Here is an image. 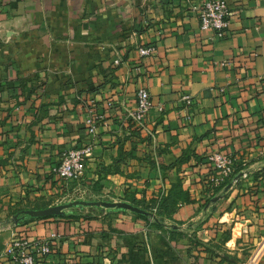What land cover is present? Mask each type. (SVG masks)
I'll use <instances>...</instances> for the list:
<instances>
[{
    "label": "crops",
    "instance_id": "obj_1",
    "mask_svg": "<svg viewBox=\"0 0 264 264\" xmlns=\"http://www.w3.org/2000/svg\"><path fill=\"white\" fill-rule=\"evenodd\" d=\"M199 1L0 0V264L14 237L53 233L38 264L264 263V0H226L221 39L201 30ZM141 87L154 104L142 126ZM74 148H91L85 174L61 181L52 169ZM214 153L235 158L219 182ZM178 183L188 199L162 230L89 205L149 203Z\"/></svg>",
    "mask_w": 264,
    "mask_h": 264
},
{
    "label": "built area",
    "instance_id": "obj_2",
    "mask_svg": "<svg viewBox=\"0 0 264 264\" xmlns=\"http://www.w3.org/2000/svg\"><path fill=\"white\" fill-rule=\"evenodd\" d=\"M192 9L198 16L201 30L211 31L219 39L226 37L232 17V11L226 0H201L194 3ZM153 52L154 48L151 46L139 49V53L143 57L151 56ZM115 63L119 64V60H116ZM153 108L154 104L148 89L139 88L136 109L131 114L132 119L142 126ZM160 110H162L161 107ZM85 125L88 135L93 140L96 139L99 118L89 116ZM90 155L91 148H74L63 152L59 164L52 169L54 176L65 182L83 177L86 171V162ZM209 162L218 172L216 182L225 180L234 173L235 158L230 154L214 153L209 157ZM243 177H247V174L244 173ZM58 238L57 233H53L43 240L16 236L6 246L1 256L9 264H38L40 258L52 253L54 241Z\"/></svg>",
    "mask_w": 264,
    "mask_h": 264
},
{
    "label": "trees",
    "instance_id": "obj_3",
    "mask_svg": "<svg viewBox=\"0 0 264 264\" xmlns=\"http://www.w3.org/2000/svg\"><path fill=\"white\" fill-rule=\"evenodd\" d=\"M233 177L235 178L236 175L234 174ZM180 187H181L180 183L174 186L175 189H180ZM187 199H188V195L180 189L177 190V192L175 191V193H172L171 191L169 195L163 196L162 198H155L151 200L149 203L138 202L135 201L134 199H129L127 201L134 207L143 211V213H135V215H137L141 219L146 220L149 223L150 227L162 230L166 228L165 223L171 220L172 215L176 211L179 202ZM98 202H106V201L98 200V201H94L93 203H98ZM113 211L128 212L127 210L124 209H119V210L113 209ZM67 217L73 218V216H67ZM51 218H66V215L51 216ZM35 219L37 218H30V221H33ZM169 231L172 239L181 238L185 236L184 234L179 232L178 228L170 227ZM191 242L196 243L195 240H192Z\"/></svg>",
    "mask_w": 264,
    "mask_h": 264
},
{
    "label": "water",
    "instance_id": "obj_4",
    "mask_svg": "<svg viewBox=\"0 0 264 264\" xmlns=\"http://www.w3.org/2000/svg\"><path fill=\"white\" fill-rule=\"evenodd\" d=\"M73 205H76V204L55 206V207L47 208L45 210L31 212V215L34 218H46V217H51V216H60V215H63V212L65 210L71 208ZM89 205L103 207L105 209H117V210L124 209V210L131 211L134 213H143L142 210L128 203L98 202V203H89Z\"/></svg>",
    "mask_w": 264,
    "mask_h": 264
},
{
    "label": "rangeland",
    "instance_id": "obj_5",
    "mask_svg": "<svg viewBox=\"0 0 264 264\" xmlns=\"http://www.w3.org/2000/svg\"><path fill=\"white\" fill-rule=\"evenodd\" d=\"M255 264H256V262H255ZM260 264H264V263H260Z\"/></svg>",
    "mask_w": 264,
    "mask_h": 264
}]
</instances>
